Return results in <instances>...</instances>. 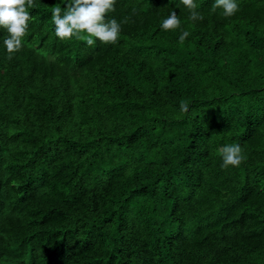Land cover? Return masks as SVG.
Listing matches in <instances>:
<instances>
[{
	"label": "trees",
	"instance_id": "1",
	"mask_svg": "<svg viewBox=\"0 0 264 264\" xmlns=\"http://www.w3.org/2000/svg\"><path fill=\"white\" fill-rule=\"evenodd\" d=\"M66 2L11 60L0 29V264H264V0H116L93 46L56 36Z\"/></svg>",
	"mask_w": 264,
	"mask_h": 264
},
{
	"label": "clouds",
	"instance_id": "2",
	"mask_svg": "<svg viewBox=\"0 0 264 264\" xmlns=\"http://www.w3.org/2000/svg\"><path fill=\"white\" fill-rule=\"evenodd\" d=\"M115 3L116 0H67L63 10L59 6L54 7L52 20L56 26V36L61 40L75 38L86 42L88 46L95 45L97 38L102 44H115L122 30L121 22L115 18L105 21V14L115 11ZM181 3L189 10L190 20H203L204 17L197 11L194 0H181ZM33 6L34 0H0V29L7 33L3 43L9 60L23 47L22 38L32 19L28 9ZM218 8L223 10L225 17H231L239 11V4L237 0H215L212 10ZM180 25L177 12L173 10L163 19L161 28L175 30L180 28ZM190 34L189 31L181 29L180 43H183ZM180 110L188 112L189 106L181 102ZM218 153L222 157V168L238 167L245 159L242 147L237 143L220 147Z\"/></svg>",
	"mask_w": 264,
	"mask_h": 264
}]
</instances>
